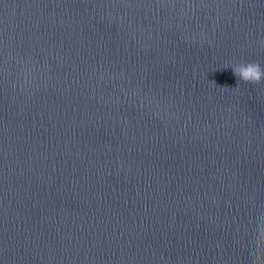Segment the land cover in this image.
<instances>
[{"label":"water","instance_id":"95a60500","mask_svg":"<svg viewBox=\"0 0 264 264\" xmlns=\"http://www.w3.org/2000/svg\"><path fill=\"white\" fill-rule=\"evenodd\" d=\"M247 62L264 0H0V264H264Z\"/></svg>","mask_w":264,"mask_h":264},{"label":"clouds","instance_id":"9594fccd","mask_svg":"<svg viewBox=\"0 0 264 264\" xmlns=\"http://www.w3.org/2000/svg\"><path fill=\"white\" fill-rule=\"evenodd\" d=\"M231 68L233 70V74L238 78V84L240 80L244 82H250L253 84H258L262 80H264V68H262L259 63L256 62L239 63L232 66ZM221 88H230V87H221Z\"/></svg>","mask_w":264,"mask_h":264}]
</instances>
